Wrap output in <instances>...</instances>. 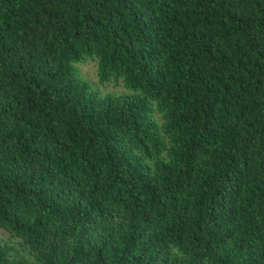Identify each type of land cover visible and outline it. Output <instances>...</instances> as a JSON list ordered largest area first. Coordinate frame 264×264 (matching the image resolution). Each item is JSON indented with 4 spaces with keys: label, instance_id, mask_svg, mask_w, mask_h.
I'll list each match as a JSON object with an SVG mask.
<instances>
[{
    "label": "trees",
    "instance_id": "obj_1",
    "mask_svg": "<svg viewBox=\"0 0 264 264\" xmlns=\"http://www.w3.org/2000/svg\"><path fill=\"white\" fill-rule=\"evenodd\" d=\"M0 228V264H264V0H0Z\"/></svg>",
    "mask_w": 264,
    "mask_h": 264
},
{
    "label": "rangeland",
    "instance_id": "obj_2",
    "mask_svg": "<svg viewBox=\"0 0 264 264\" xmlns=\"http://www.w3.org/2000/svg\"><path fill=\"white\" fill-rule=\"evenodd\" d=\"M75 68L77 69L78 77L81 80L89 83L93 89L98 91L99 95H128V92L123 86H114L112 83H109L105 86L99 85L96 75V65L94 62L85 61L84 63L76 66ZM155 118L159 121L161 119L159 115H156ZM16 241H12L9 233L4 229L0 228V245L10 244L13 245V247H16ZM13 253H16V251H14Z\"/></svg>",
    "mask_w": 264,
    "mask_h": 264
}]
</instances>
